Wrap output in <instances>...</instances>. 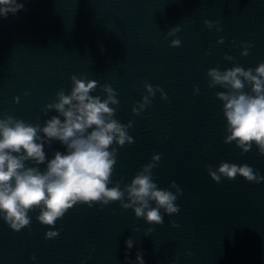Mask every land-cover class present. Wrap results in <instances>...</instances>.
Wrapping results in <instances>:
<instances>
[{"label": "clouds", "instance_id": "9594fccd", "mask_svg": "<svg viewBox=\"0 0 264 264\" xmlns=\"http://www.w3.org/2000/svg\"><path fill=\"white\" fill-rule=\"evenodd\" d=\"M21 10H24V4L17 0H0V16L7 18L8 14L15 15ZM204 25L211 29L213 22L205 20ZM178 31L180 29L175 28L169 35ZM180 46L179 38L171 41L170 47ZM252 47L247 43L241 56H247ZM224 58L233 59L227 55ZM207 76L210 77V88L219 85L227 89L216 93L223 102L226 130L230 133L224 143L235 141L242 149L241 154L248 152L254 143L259 153L264 155V62L255 69L247 70L239 65L224 71L212 68ZM70 80V94H65L63 89L58 90L56 101L42 109L45 114L52 109L58 113L46 120L43 127L11 115L0 119V218L12 230L19 232L30 225L28 214L35 209H39L37 219L42 225L54 227L57 220L77 204H87L91 208L96 202L103 207L119 201L123 209L134 208L135 217H143L150 225L163 224L161 209L168 214L179 213L180 208L175 201L182 195V189L173 181L170 184L176 189V194H173L158 188L153 181L152 170L159 164L160 154H154L151 162L144 165L123 190L119 182L108 187L117 156V148L112 145L115 142L123 147L126 142H134L133 137L128 135L132 121L125 125L113 118L116 109L110 105H118L119 101L110 85L100 86L107 93V97L101 99L90 94L97 88V81L81 79L76 75H72ZM246 85L250 87V92L244 91ZM144 87L147 95L142 97L140 110L150 106V97H154L157 91L161 93V99L167 100L166 93L158 85L154 87L145 83ZM194 92L199 94V88H194ZM15 102H18V97ZM132 111L135 115L140 114L136 107ZM53 140L59 141L65 150L55 151L53 158L46 162L44 146L45 143L50 145ZM26 161L37 166L46 162V169L41 171L39 167L26 166ZM207 170L217 183L222 177L232 180L238 174L250 183L259 184L264 180L247 164L221 161L216 170L211 165L207 166ZM125 193L128 202H124ZM150 201L155 202L154 207L150 206ZM171 227L178 225L173 221ZM152 231V228L148 229V233ZM58 235V230H49L45 238L54 239ZM133 244L131 237L125 240L127 250H131ZM187 255L193 253L188 252ZM136 261L145 264L142 252H137Z\"/></svg>", "mask_w": 264, "mask_h": 264}]
</instances>
